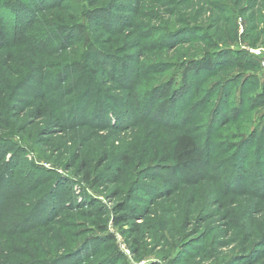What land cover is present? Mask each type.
<instances>
[{"label":"rangeland","instance_id":"rangeland-1","mask_svg":"<svg viewBox=\"0 0 264 264\" xmlns=\"http://www.w3.org/2000/svg\"><path fill=\"white\" fill-rule=\"evenodd\" d=\"M0 30V264H264V0H0Z\"/></svg>","mask_w":264,"mask_h":264},{"label":"trees","instance_id":"trees-1","mask_svg":"<svg viewBox=\"0 0 264 264\" xmlns=\"http://www.w3.org/2000/svg\"><path fill=\"white\" fill-rule=\"evenodd\" d=\"M22 24H15L16 28H19V26H21ZM12 32V31H11ZM13 36L16 37V35L18 36V34L14 31L12 32ZM46 34V33H45ZM44 34V35H45ZM43 34L40 36L42 38ZM35 37V36H32ZM4 39V34L2 33V31L0 30V41ZM33 39V38H32ZM48 40V35L43 37L42 43H46ZM32 45H34L35 43H33V40L30 42ZM208 59H204L203 61L206 63L203 64L202 66H198L197 62H193V64H195V68H193V70H211L215 67L214 65V61H207ZM187 78V77H186ZM264 90V87H263ZM171 116L173 117V115L171 114ZM198 146L194 140V138L186 133H181L180 135H178L173 143V148H172V155H173V159L176 163V165L178 167H181L183 169H188L190 168L195 160V153L197 150ZM132 212V213H131ZM129 212L130 216H133L132 219L135 218L137 212L134 209H132V211ZM120 223H122L121 219L120 221L117 222V224L119 225Z\"/></svg>","mask_w":264,"mask_h":264}]
</instances>
